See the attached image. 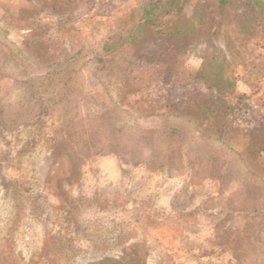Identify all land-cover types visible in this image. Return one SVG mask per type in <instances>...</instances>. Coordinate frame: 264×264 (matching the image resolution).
Listing matches in <instances>:
<instances>
[{"label":"rangeland","instance_id":"obj_1","mask_svg":"<svg viewBox=\"0 0 264 264\" xmlns=\"http://www.w3.org/2000/svg\"><path fill=\"white\" fill-rule=\"evenodd\" d=\"M188 253L264 264V0H0V264Z\"/></svg>","mask_w":264,"mask_h":264},{"label":"crops","instance_id":"obj_2","mask_svg":"<svg viewBox=\"0 0 264 264\" xmlns=\"http://www.w3.org/2000/svg\"><path fill=\"white\" fill-rule=\"evenodd\" d=\"M159 9V8H158ZM161 10V9H160ZM202 60H200V62H199V66L196 68V72L199 70V68L201 67V65H202ZM179 257H181V260H183V262H184V264H191L192 263V261H193V257H191V253H188L187 255H184L183 254V256H182V254L180 255L179 254Z\"/></svg>","mask_w":264,"mask_h":264},{"label":"trees","instance_id":"obj_3","mask_svg":"<svg viewBox=\"0 0 264 264\" xmlns=\"http://www.w3.org/2000/svg\"><path fill=\"white\" fill-rule=\"evenodd\" d=\"M156 4H157L156 6H158V2H156Z\"/></svg>","mask_w":264,"mask_h":264}]
</instances>
